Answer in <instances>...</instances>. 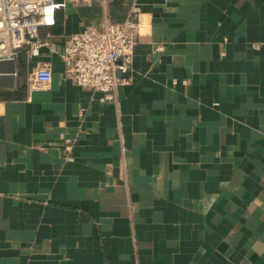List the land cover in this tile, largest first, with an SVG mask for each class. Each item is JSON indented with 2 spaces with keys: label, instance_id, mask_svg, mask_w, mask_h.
I'll use <instances>...</instances> for the list:
<instances>
[{
  "label": "crops",
  "instance_id": "0c3cea01",
  "mask_svg": "<svg viewBox=\"0 0 264 264\" xmlns=\"http://www.w3.org/2000/svg\"><path fill=\"white\" fill-rule=\"evenodd\" d=\"M117 1L67 3L0 88V264H264V0ZM132 6L130 82L102 102L60 52Z\"/></svg>",
  "mask_w": 264,
  "mask_h": 264
},
{
  "label": "built area",
  "instance_id": "2783aa9c",
  "mask_svg": "<svg viewBox=\"0 0 264 264\" xmlns=\"http://www.w3.org/2000/svg\"><path fill=\"white\" fill-rule=\"evenodd\" d=\"M109 0H0V62L17 61L26 49L27 63L40 56L41 48L50 47L40 36L41 27H52L56 13L67 3L91 7ZM140 27L139 11L132 6L127 18L119 23L105 19L97 26L84 27L72 34L60 52L64 73L77 87L100 93L101 101L113 99L118 86L127 85ZM254 49H257L254 46ZM12 76L17 79L16 70ZM53 81L49 65L38 64L28 74L30 92L47 88Z\"/></svg>",
  "mask_w": 264,
  "mask_h": 264
},
{
  "label": "water",
  "instance_id": "95a60500",
  "mask_svg": "<svg viewBox=\"0 0 264 264\" xmlns=\"http://www.w3.org/2000/svg\"><path fill=\"white\" fill-rule=\"evenodd\" d=\"M15 70V61L0 62V88L12 89L15 87V78L12 76Z\"/></svg>",
  "mask_w": 264,
  "mask_h": 264
},
{
  "label": "trees",
  "instance_id": "16d2710c",
  "mask_svg": "<svg viewBox=\"0 0 264 264\" xmlns=\"http://www.w3.org/2000/svg\"><path fill=\"white\" fill-rule=\"evenodd\" d=\"M56 1H61V0H56ZM121 0H118L117 2H115L114 3V5H116V6H120V2ZM121 7V6H120ZM60 12V11H59ZM57 14V13H56ZM59 20H60V18L59 17H57V16H55V23H54V25H56L57 24V22H59ZM24 55H25V53H23ZM23 58H25L23 55H19V62L21 63V60L23 59Z\"/></svg>",
  "mask_w": 264,
  "mask_h": 264
}]
</instances>
